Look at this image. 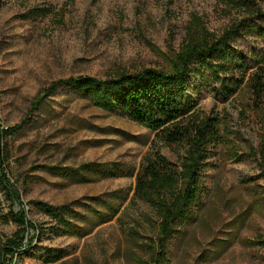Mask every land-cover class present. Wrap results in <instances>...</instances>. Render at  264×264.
<instances>
[{"label": "rangeland", "instance_id": "obj_1", "mask_svg": "<svg viewBox=\"0 0 264 264\" xmlns=\"http://www.w3.org/2000/svg\"><path fill=\"white\" fill-rule=\"evenodd\" d=\"M255 4L264 12V0ZM243 23L228 41L248 67L235 73V92L217 95L219 79L205 69L203 80L191 78V98L221 117L228 137L207 147L201 208L176 226L169 264H264V171L252 153L264 105L254 109L243 86L264 66L258 20L225 0H0V127L14 129L3 169L19 194L11 204L0 188V215L12 207L34 224L1 264H147L151 246H159V219L133 197L135 174L157 150L179 165L183 148L154 143L151 130L71 85L47 97L39 92L69 77L165 68L198 24L221 36ZM35 201L66 205L70 225L58 232ZM17 228L0 218V245Z\"/></svg>", "mask_w": 264, "mask_h": 264}, {"label": "trees", "instance_id": "obj_2", "mask_svg": "<svg viewBox=\"0 0 264 264\" xmlns=\"http://www.w3.org/2000/svg\"><path fill=\"white\" fill-rule=\"evenodd\" d=\"M225 1L231 7L243 10L248 16L258 20V35L264 41V12L258 8L255 0ZM241 26L247 25L237 24L224 31L221 36H216L198 24L188 32L178 51L166 58L165 68L118 72L105 79L91 76L69 77L54 81L39 92L40 96L43 94L47 97L58 86L71 85L95 106L126 115L151 130L154 133V143L159 141L166 146L183 148L184 155L179 165L169 162L157 150L144 158L135 174L133 197L146 202L155 210L159 219V246H151L152 253L147 264H169L166 247L174 236L176 226L188 221L191 209L201 208V173L207 165V147L215 143L224 144L228 136L221 132V117L217 113L208 114L199 109L196 100L191 98V78L203 80L200 70L205 69L219 79L220 89L216 90L217 95L226 99L235 92L241 82L234 81L235 73L246 75L248 67L243 57L228 46V41ZM243 86L253 97L254 109H262L264 66L258 65L257 71L248 75ZM40 96L35 99V106L40 102ZM12 130L14 129L0 127V188L11 204H14L19 201V194L11 187L3 169L7 161L5 138ZM252 153L257 157L258 167L264 171V130ZM34 204L56 222L58 232L70 225L67 219L69 208L66 205L53 206L42 201H35ZM0 218L6 222L11 220L18 226L13 237L0 245L1 264L6 261L7 255L20 250L24 235L29 228H34V224L26 220L23 211L14 212L12 207L7 214L0 215Z\"/></svg>", "mask_w": 264, "mask_h": 264}]
</instances>
